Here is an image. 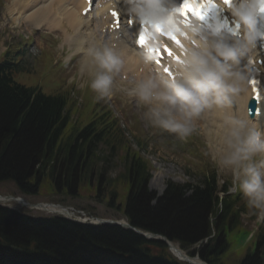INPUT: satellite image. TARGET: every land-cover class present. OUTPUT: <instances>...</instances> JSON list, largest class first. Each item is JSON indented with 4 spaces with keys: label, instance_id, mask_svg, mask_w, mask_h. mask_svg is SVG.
Here are the masks:
<instances>
[{
    "label": "clouds",
    "instance_id": "1",
    "mask_svg": "<svg viewBox=\"0 0 264 264\" xmlns=\"http://www.w3.org/2000/svg\"><path fill=\"white\" fill-rule=\"evenodd\" d=\"M122 3L126 14L148 20L156 19L161 7L172 6L167 0ZM241 6L237 2L228 11L238 15ZM195 44L177 64L179 76L173 80L153 70L150 58L131 49L124 34H100L85 41L68 83L89 90L97 102L116 94L135 101L148 126L182 142L203 131L205 155L230 174V191L240 193L257 223H264V122L237 104L247 91L245 76L237 68L253 54L257 37L249 30L229 51L203 50L197 40Z\"/></svg>",
    "mask_w": 264,
    "mask_h": 264
},
{
    "label": "trees",
    "instance_id": "2",
    "mask_svg": "<svg viewBox=\"0 0 264 264\" xmlns=\"http://www.w3.org/2000/svg\"><path fill=\"white\" fill-rule=\"evenodd\" d=\"M28 102V98L20 92L8 89L0 75V176L24 178L29 175L41 155L42 144L48 143L53 149L52 143L64 126L62 120L57 123L58 115L53 122L55 110L40 102H33L23 116L24 120L19 121ZM114 124L112 120L107 127ZM209 195L208 190H196L192 196L185 198L180 190H173L150 207V197L140 193L129 205L128 213L133 215L134 224H145L168 236L181 237L186 243L206 233ZM0 231L16 242L26 241L31 235L39 237L54 253L53 258L25 259L0 249V264H167L163 258L148 260L133 253L138 248V239L119 229L89 230L97 247L76 240L78 231L75 228L69 227L68 232L47 231L42 223H22L9 214H4ZM231 236L232 233L227 232L226 239ZM202 258L219 264L212 254L205 252ZM255 259L252 258L249 264H254Z\"/></svg>",
    "mask_w": 264,
    "mask_h": 264
},
{
    "label": "rangeland",
    "instance_id": "3",
    "mask_svg": "<svg viewBox=\"0 0 264 264\" xmlns=\"http://www.w3.org/2000/svg\"><path fill=\"white\" fill-rule=\"evenodd\" d=\"M32 25V24H31ZM19 33L17 32V29H13V26H11V32L7 33L8 36L0 37V52L3 50L4 45L6 44L7 40L9 38H16L15 35ZM39 37L36 38L37 43H39L41 46L42 43L39 42ZM57 49L56 46H53L52 44L48 43L41 48L39 52H46L48 49L51 48ZM26 63L32 64V60L30 55H27ZM55 54L53 55V60L55 59ZM20 57V56H19ZM80 60V58H79ZM40 64L37 65L33 63V73L32 74H25L23 72L18 73V76L27 75L31 77L29 79L30 84L36 85L37 81L40 80V82H45V80L48 79L50 75H55V70L51 69L50 67V59L46 54L41 56L39 58ZM44 61V65H43ZM75 67H73L70 70V76L73 75V72H75L76 68L78 67L77 62L75 61ZM62 67V65L58 64ZM68 70V71H69ZM36 87V86H34ZM76 89H80L77 88ZM115 99H109L104 100L103 104H106L115 114L116 117L120 119V121L123 123L125 128H129V131L133 133L132 127L138 125L143 133L148 136L149 140L154 142L155 151L151 149L150 152V158L153 161L154 166V173L152 176V180L150 182L149 188L153 192H159L163 189L165 186V183L167 180L171 179L177 182L181 183H192L194 184L196 182V176L193 172H188L187 169V163L184 161V158H182L180 155H175L172 151L173 147H170V143L167 141L169 137L163 132H161L159 129L156 128H148L146 125H144L140 119V117L134 112L133 108L126 107L124 110H119L118 104L120 101L124 100L123 97H116ZM194 143L197 146L204 145L206 148V140L204 138L200 137H194ZM154 152V153H153ZM153 153V154H152ZM217 174L220 180H229L231 179L230 174L226 173L223 170H220L215 165ZM119 171L118 167H115L112 171V174H107V176H113ZM16 190L13 185L6 183V182H0V193H14ZM17 196V195H16ZM45 199V198H42ZM99 210V209H98ZM100 214H103V212H100ZM112 214V213H110ZM106 216L107 213H106ZM254 222L246 221L248 225H251V228L253 227Z\"/></svg>",
    "mask_w": 264,
    "mask_h": 264
},
{
    "label": "snow or ice",
    "instance_id": "4",
    "mask_svg": "<svg viewBox=\"0 0 264 264\" xmlns=\"http://www.w3.org/2000/svg\"><path fill=\"white\" fill-rule=\"evenodd\" d=\"M233 0H223V3L227 6L232 5ZM92 0H89V4L91 7ZM177 6L170 7V8H160L157 10V14L161 13H178L181 17H183V21L181 22L183 27H190V20H189V14H191V17L198 20L202 27L208 26L209 31H213L212 24H213V13H216V20L220 21V23H217L215 25V32L214 34H220V32L223 30L227 35L234 36L239 38L241 36V24L238 21H232L229 19L227 22H221V16L219 15L221 13V9L219 6L214 2V0H183L182 3H179V0H177L176 3ZM259 11L262 16H264V0H260V8ZM111 16L113 17V26L114 28H119L121 24V16L116 11L111 12ZM127 16V22L129 26H132L130 28L131 31L135 32L137 34L136 36V45H138L140 48H144L146 44V32L148 31V28L146 25L150 23V20H148L145 16H141L139 18L133 19L131 15L126 14ZM170 24L177 25L175 27L174 31H167L165 32L162 25L160 24H152V28L154 31L161 36H165L167 40L171 41L177 48L183 50L184 44L182 43L180 37L182 36L184 39L188 38V34L186 31L183 30V27L179 26L175 20L170 19L168 21ZM260 40H264V31L259 33ZM191 43L194 45L195 41H191ZM257 48H264V44L257 45ZM150 54L155 56L154 63L159 67L163 65V60L165 56L171 60H174L177 64H182L183 61L181 60L180 56L175 55L172 48H170L167 44H163L158 46L156 48H152L148 50ZM256 61L254 60H246L241 64V68L249 65H254ZM259 63L261 67H264V52L260 53V60ZM258 71V70H257ZM163 72L167 74L168 77L175 80V76H173L172 70L169 66H163ZM250 85L252 87V100L260 103L262 100H264V94H262L260 81L253 77L250 81ZM251 111L252 109L249 108Z\"/></svg>",
    "mask_w": 264,
    "mask_h": 264
},
{
    "label": "bare ground",
    "instance_id": "5",
    "mask_svg": "<svg viewBox=\"0 0 264 264\" xmlns=\"http://www.w3.org/2000/svg\"><path fill=\"white\" fill-rule=\"evenodd\" d=\"M76 8L77 4L69 0H17V2H11L8 15L10 16L12 13L20 15L22 13L21 18L24 20L22 23H29L34 27H39L43 21L45 23L48 21V23L59 27L63 34L64 43L68 41V49L71 53H79L81 59L82 46L85 41L98 36V31L95 30L98 23H86ZM240 9L242 10V8ZM98 12L101 13V9ZM13 22L15 24V19ZM133 66L135 67V65ZM246 98V92H244L241 93L240 99L237 101L238 106L242 107L244 111Z\"/></svg>",
    "mask_w": 264,
    "mask_h": 264
}]
</instances>
